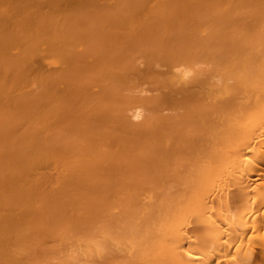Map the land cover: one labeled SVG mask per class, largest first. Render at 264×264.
I'll list each match as a JSON object with an SVG mask.
<instances>
[{
  "label": "bare ground",
  "instance_id": "6f19581e",
  "mask_svg": "<svg viewBox=\"0 0 264 264\" xmlns=\"http://www.w3.org/2000/svg\"><path fill=\"white\" fill-rule=\"evenodd\" d=\"M0 264H264V0H0Z\"/></svg>",
  "mask_w": 264,
  "mask_h": 264
}]
</instances>
